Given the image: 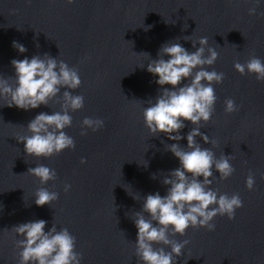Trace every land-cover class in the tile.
<instances>
[{
  "label": "clouds",
  "instance_id": "clouds-1",
  "mask_svg": "<svg viewBox=\"0 0 264 264\" xmlns=\"http://www.w3.org/2000/svg\"><path fill=\"white\" fill-rule=\"evenodd\" d=\"M255 2L258 6L259 0ZM67 3L71 4L73 0H67ZM249 15H256L255 6L249 9ZM183 39L191 41L196 50L189 52L179 42H168L159 49L158 59H151L148 53H140L150 60L147 71L158 77L156 83L161 86L155 102L149 101V106L143 110L145 126L151 136L163 133L169 140L177 142L165 147L180 162V166L167 173L161 181L167 186V194H148L144 197L142 210L135 214V218L131 217L138 230L135 256L142 264H176L189 241L178 242L174 237L184 236L189 227L214 231L216 226L212 221L215 217L226 215L232 220L236 210L243 207L239 194H219L218 189L210 187L213 169L219 173L221 180L234 173L231 156L222 153L217 158L210 148H203L196 139L200 137L205 144L216 145L215 140H210L200 131V125L207 124L213 115L217 100L213 84H221L225 78L222 72L206 70V67L215 64L219 53L215 48L207 47V37H201L197 42H193L190 36ZM13 47L21 54L27 51L17 41H13ZM165 56L169 59H164ZM11 65L15 70L14 76L6 78L0 75V97L6 100L5 106L27 111L41 105L49 106L50 101L59 97L60 110L52 114L39 113L27 125L31 135L18 138L24 143L27 156L49 158L66 149H75L74 139L64 129L72 125L69 112L84 106V97L73 95L70 91L81 86L78 69L69 67L63 60H57L48 53L34 55L31 59H13ZM139 67L143 68L144 64ZM234 68L241 75L246 72L254 74L257 81L264 82V62L255 55L243 64L236 62ZM184 80L189 82L180 86ZM165 85H170L171 89L163 87ZM61 89H65L62 95ZM224 103L227 114L239 110L233 99H226ZM185 121L194 126L187 133L186 148L178 143L184 139L180 132L185 127ZM103 126L102 119L86 117L82 121L80 134L86 135V129L95 132ZM81 163L86 161L81 159ZM144 164L146 166V162ZM27 173L38 178L42 185L57 177L54 169L42 164L29 168ZM199 177H203V180H199ZM152 178H156L155 174ZM245 183L249 191L254 189L255 177L252 172ZM70 187L66 184L64 191L67 192ZM58 198L57 192L41 187L35 193V204L38 207L50 206ZM134 199L137 200L136 197ZM144 213L148 214V219ZM46 224L47 221L39 219L12 228L18 236L23 237L16 241V247L21 249L19 264H80L82 254L75 250L76 237L67 228L58 230L55 224L45 231ZM166 248H170V251H166Z\"/></svg>",
  "mask_w": 264,
  "mask_h": 264
}]
</instances>
